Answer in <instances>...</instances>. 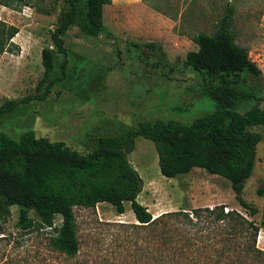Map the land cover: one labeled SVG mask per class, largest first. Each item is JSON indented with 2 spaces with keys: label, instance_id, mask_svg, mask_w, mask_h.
Returning a JSON list of instances; mask_svg holds the SVG:
<instances>
[{
  "label": "rangeland",
  "instance_id": "374dc122",
  "mask_svg": "<svg viewBox=\"0 0 264 264\" xmlns=\"http://www.w3.org/2000/svg\"><path fill=\"white\" fill-rule=\"evenodd\" d=\"M227 4L233 7L234 42L244 48L264 79V0H110L102 9L100 33L86 34L76 23L65 30V55L57 53L52 68V76H58V64L65 57L64 77L52 85L44 100L19 104L3 113L0 132L17 139L32 130L35 136L63 141L85 153L97 137L120 135L141 120L189 123L212 111L214 103L204 93L207 82L183 60L186 51L196 49L189 37L198 32L214 34ZM62 9L60 0L0 5V21L17 28L8 49L0 52V103L33 92L42 70L40 49L51 47L50 33ZM77 10V18L82 17V0ZM147 41L158 42L161 51L145 63L128 42ZM256 96L237 110L264 108V91ZM250 129L260 135L252 172L242 190V197L256 208L252 216L237 204L229 182L221 176L198 167L171 178L160 175L152 142L140 136L129 154L142 180L138 202L151 216L222 204L258 226L255 245L264 251V127ZM123 208L116 213L105 202L89 208L74 206L78 250L67 257L52 244L54 233L42 227L32 211L28 215L33 226L19 228L18 209L12 205L0 231V264H158V231L140 226L128 202ZM59 221L55 215L54 222ZM172 228L178 238L184 236L181 221Z\"/></svg>",
  "mask_w": 264,
  "mask_h": 264
},
{
  "label": "trees",
  "instance_id": "16d2710c",
  "mask_svg": "<svg viewBox=\"0 0 264 264\" xmlns=\"http://www.w3.org/2000/svg\"><path fill=\"white\" fill-rule=\"evenodd\" d=\"M60 1L63 9L50 33L51 47L40 49L42 70L33 92L4 99L0 116L19 104L44 100L52 85L64 77L65 57L58 64V76H52V68L55 55H65L62 36L70 25L76 23L82 32L93 36L103 30L102 9L110 0H82L80 18L77 9L81 0ZM23 3L0 0L3 6ZM232 13V5L227 4L214 34L198 32L189 37L196 49L185 52L183 63L207 82L204 93L214 103L212 111L189 123L141 120L120 135L97 137L94 147L85 153L63 141L35 136L32 130L22 132L17 139L0 132V231L10 206L18 209L16 225L21 229L33 226L28 215L32 211L38 223L54 233L52 244L72 257L78 250L74 206L89 208L105 202L122 213L123 203L128 202L140 226L158 231V264H264V251L255 245L258 226L234 209L223 211L224 206L217 204L152 217L136 200L142 180L129 160L135 138L148 139L154 146L160 175L171 178L201 168L226 179L237 204L249 216L256 213V208L242 197V190L252 172L260 140L250 127H264V108L251 107L242 113L237 108L264 91V79L244 48L234 42ZM16 31L15 26L0 21V52L8 49ZM128 44L145 63L150 55L161 51L156 41ZM55 215L60 216L58 223L54 222ZM178 221L185 225L181 238L172 228Z\"/></svg>",
  "mask_w": 264,
  "mask_h": 264
},
{
  "label": "crops",
  "instance_id": "0c3cea01",
  "mask_svg": "<svg viewBox=\"0 0 264 264\" xmlns=\"http://www.w3.org/2000/svg\"><path fill=\"white\" fill-rule=\"evenodd\" d=\"M138 196H139V193H138V195L136 196V200H137V201H139V200H138ZM154 210H155V209H154ZM153 216H154V215H152V217H153Z\"/></svg>",
  "mask_w": 264,
  "mask_h": 264
},
{
  "label": "built area",
  "instance_id": "2783aa9c",
  "mask_svg": "<svg viewBox=\"0 0 264 264\" xmlns=\"http://www.w3.org/2000/svg\"><path fill=\"white\" fill-rule=\"evenodd\" d=\"M224 211H226V208H223Z\"/></svg>",
  "mask_w": 264,
  "mask_h": 264
}]
</instances>
